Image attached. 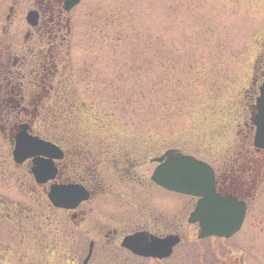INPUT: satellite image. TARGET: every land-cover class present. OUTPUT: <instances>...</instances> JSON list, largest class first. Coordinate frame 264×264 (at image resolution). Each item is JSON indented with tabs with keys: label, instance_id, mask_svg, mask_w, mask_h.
<instances>
[{
	"label": "rangeland",
	"instance_id": "rangeland-1",
	"mask_svg": "<svg viewBox=\"0 0 264 264\" xmlns=\"http://www.w3.org/2000/svg\"><path fill=\"white\" fill-rule=\"evenodd\" d=\"M12 1L0 0V48L22 42L26 30L31 2ZM64 18L70 26L58 75L64 92H57L56 107L53 96L48 104L39 102L40 119L42 107L47 108L39 126L48 129L55 121L60 144L76 143L83 151L87 145L92 153L110 145L134 147L146 155L145 163L149 155L177 147L213 162L223 159L230 145L248 141L243 95L249 94L254 62L260 67L264 59V0H83ZM82 102L86 108L74 110ZM95 124L109 126L110 132H95ZM205 142L212 149L203 150ZM11 164L0 133V204L33 206L48 216L45 198H33L29 179L20 189L17 178L23 172ZM259 206L264 213V201ZM0 228V254L9 250L13 262L18 239L31 236L29 227L1 222ZM49 230L42 231L47 238L39 251L52 241ZM239 236L210 248L238 249ZM61 245L65 253L79 254L78 246ZM28 247L26 240L23 248ZM254 250L264 257V240Z\"/></svg>",
	"mask_w": 264,
	"mask_h": 264
},
{
	"label": "flooded vegetation",
	"instance_id": "flooded-vegetation-1",
	"mask_svg": "<svg viewBox=\"0 0 264 264\" xmlns=\"http://www.w3.org/2000/svg\"><path fill=\"white\" fill-rule=\"evenodd\" d=\"M29 1L31 7L27 10L36 12L34 23L29 22L32 24L29 25L24 16L26 30L21 35L22 42L17 44L14 40L12 45L0 48V122H3L0 133H4L10 155L18 125L37 118L39 102L55 98L61 90L60 78L56 75L61 71L62 43L56 39L62 29L65 36L60 39L64 41L69 34L68 23L63 20L66 15L62 10L64 0ZM8 12H12V7ZM6 20H9L8 14ZM11 50L14 51L12 56ZM261 78L259 71V76L253 78V86ZM50 84L57 88L50 91ZM255 94L254 89L246 94L247 101L243 104V126L249 131L248 141L230 145L223 159L210 162L195 157L211 167L213 191L217 196L231 197L243 204L241 226L230 238L199 240L198 223L187 221L199 199L169 192L150 180L157 166L154 159L166 150L179 151V148L169 147L149 155L145 163L146 155L136 152L134 147L110 145L92 153L87 145V151H83L76 143L55 142L57 128L51 125V139L61 150L62 158L52 161L54 173L50 180L36 184L30 174L29 161L11 164L23 172L17 178L19 188H23L24 179H29L33 198H45L49 215L40 214L33 206L8 207L1 203L0 223L25 225L31 236L18 239L13 262L7 258L9 250L0 254V264H248L254 259L264 263L260 250H254L264 240V213L259 206L264 201L261 198L264 196V152L253 148V127L248 120ZM28 126L31 133L29 123ZM93 127L95 132H110L108 127ZM32 133L36 134L37 130ZM210 145L205 142L201 146L208 151L212 149ZM122 149L127 151L122 152ZM140 169H144L145 174L140 173ZM51 186L80 187L87 193V199L72 208H55L46 199ZM49 228L52 241L39 251L47 238L42 231ZM238 235V249L226 247L218 252L210 248L211 243L233 241ZM128 237L132 238L126 239ZM26 240L28 249L23 248ZM250 241L253 245L248 248ZM62 242L78 246L79 254L65 253Z\"/></svg>",
	"mask_w": 264,
	"mask_h": 264
},
{
	"label": "water",
	"instance_id": "water-1",
	"mask_svg": "<svg viewBox=\"0 0 264 264\" xmlns=\"http://www.w3.org/2000/svg\"><path fill=\"white\" fill-rule=\"evenodd\" d=\"M79 0H65L64 11H69ZM35 13H28L26 21L34 23ZM30 23V24H31ZM32 25V24H31ZM264 72V61L262 62ZM255 113L251 116L254 126L253 147L264 151V81L258 87L255 99ZM15 136L12 158L14 163L20 164L32 158L33 167L30 170L38 184L45 183L53 176L51 159H60L62 154L55 146L30 137L25 133L26 126H20ZM167 151L157 162L151 181L164 189L180 194L196 196L199 200L188 218L189 223H198V239L211 236L229 238L239 228L243 218V204L231 197L217 196L212 186V170L205 163L191 156H183ZM49 202L57 208H72L86 200V193L77 186H54L47 193ZM128 237L126 239H130ZM126 243L124 242V245ZM145 255V253H138Z\"/></svg>",
	"mask_w": 264,
	"mask_h": 264
}]
</instances>
